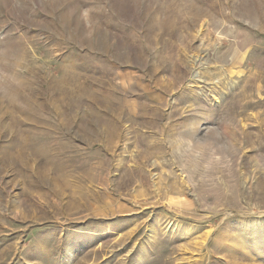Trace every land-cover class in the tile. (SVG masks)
<instances>
[{
  "label": "rangeland",
  "instance_id": "374dc122",
  "mask_svg": "<svg viewBox=\"0 0 264 264\" xmlns=\"http://www.w3.org/2000/svg\"><path fill=\"white\" fill-rule=\"evenodd\" d=\"M0 264H264V0H0Z\"/></svg>",
  "mask_w": 264,
  "mask_h": 264
}]
</instances>
